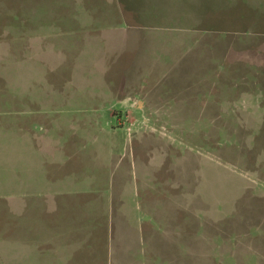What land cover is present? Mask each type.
Here are the masks:
<instances>
[{
	"label": "rangeland",
	"instance_id": "374dc122",
	"mask_svg": "<svg viewBox=\"0 0 264 264\" xmlns=\"http://www.w3.org/2000/svg\"><path fill=\"white\" fill-rule=\"evenodd\" d=\"M155 2L152 25L116 0L62 3L75 28L44 41L52 0H0L14 13L0 27L17 28H0L15 48L0 66V260L264 264V0ZM86 10L113 22L84 27ZM53 95L96 107L30 101ZM124 95L147 111L126 116Z\"/></svg>",
	"mask_w": 264,
	"mask_h": 264
},
{
	"label": "crops",
	"instance_id": "0c3cea01",
	"mask_svg": "<svg viewBox=\"0 0 264 264\" xmlns=\"http://www.w3.org/2000/svg\"><path fill=\"white\" fill-rule=\"evenodd\" d=\"M64 1L70 2L71 0H52V2H54L57 7L52 12H50L48 14H44V22H52L50 27H46L45 26L46 24L44 23V41L48 40V38H51L52 36H56L57 33L59 34V32L61 30H67L70 27V26L65 25L66 23H68L67 21H72L73 22V29L75 28V20L78 21V18H76V16L73 14V10L71 12L70 10L66 9L64 12V10L62 8H60V6L62 5V3ZM146 1H147V4H145ZM116 2L119 3V5L123 6L124 9H126L128 11V13L133 15V17L135 18L134 22L150 24L152 22L151 20H153L154 17L157 15V13L155 12V4H156L155 0H145L141 6L131 5L126 0H116ZM12 7L13 6L11 4H9V5H6L5 7H2V8H5V10L9 11L10 9H12ZM8 11L1 13L0 22H7V21L13 20L11 18H12V15L14 13L13 12L11 13V11L10 12H8ZM86 12H87V14L83 18V20L81 17H79V21H83V22H85L84 25H87L84 27H92L93 23H96V22H113V21L105 20L103 14L101 16H98L95 13H93V11H91V10H88V11L86 10ZM114 12H115V10H114ZM50 14H52V15H50ZM2 16H4V17H2ZM26 18L27 17L25 16V19ZM150 25H152V24H150ZM79 27H81V26H79ZM0 28H1V30H2V28H6V30H8V32L12 33V34H10V36L11 35L14 36L13 34H15V35L17 34V28L13 24H12V26H10V30L7 29L6 26H1ZM48 30L51 32H49ZM110 31H113L115 34L117 32V30L113 29V27ZM65 44H66V42H64V45ZM57 46L58 45H55L54 48L55 49L56 48H62V46H59V47H57ZM44 49H45V43H44ZM14 50H15V48H12V46H9L6 48L0 46V60L2 58L5 59L3 62H0V66L1 65L5 66L7 64L13 65V59L12 58H14V55H13L15 52ZM58 50H55V51H58ZM41 52H42L41 62H44L43 61L44 50H41ZM31 100L32 101L38 100L39 103H37L36 105L34 104L35 109H37V110H40L39 108H44L42 110H48V111L63 110L62 108H64V106H72L71 105L72 101L76 102V101H80V100H83L89 104L86 107L92 106V105L94 107H96L93 103H91V102H93V100L95 101V97H89V96H81V97L80 96L79 97L69 96L68 98L67 97L60 98L58 96L53 95V97L51 99H49V98H32V99H30V101ZM118 100L121 102V105H124L125 110H126V116L132 117L135 114L138 115V111H143V113L145 111H147V109L144 105V100L140 99L138 101H135V99L131 98L128 95L121 96L120 98L118 97ZM46 101H48V102H46ZM66 102H70V104H66ZM31 106H33V104ZM261 109L264 110L262 107H261ZM111 111H112V114L114 115L115 110L111 109ZM156 111H159V110H154V113ZM8 209L10 211V209L12 210L13 208H8ZM45 209L46 210L52 209L51 211L58 212L61 208H44V210ZM2 240H4V239H1L0 241H2ZM65 243H67V240L63 241L61 244H65ZM58 245H60V241H59L58 237L56 239L55 238H47L44 240V246L54 247V246H58ZM54 250H56V252H51V254L44 255L43 264H64L63 262H65L66 259L62 258L63 257L61 255L62 250L59 248L58 249L56 248ZM1 259L2 260H0V264H26V263L30 264L31 263V262L16 263V262H14V259L13 260H10V259L3 260V258H1ZM37 263H39V261Z\"/></svg>",
	"mask_w": 264,
	"mask_h": 264
}]
</instances>
